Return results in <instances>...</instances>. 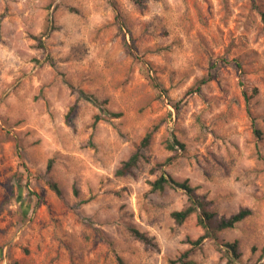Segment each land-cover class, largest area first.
<instances>
[{"label": "rangeland", "instance_id": "obj_1", "mask_svg": "<svg viewBox=\"0 0 264 264\" xmlns=\"http://www.w3.org/2000/svg\"><path fill=\"white\" fill-rule=\"evenodd\" d=\"M263 11L264 0H0V264H169L203 231L195 214L174 222L187 195L153 189L162 174L218 216L251 210L193 264H230L216 245L234 241L236 264H264Z\"/></svg>", "mask_w": 264, "mask_h": 264}, {"label": "trees", "instance_id": "obj_2", "mask_svg": "<svg viewBox=\"0 0 264 264\" xmlns=\"http://www.w3.org/2000/svg\"><path fill=\"white\" fill-rule=\"evenodd\" d=\"M136 5L142 6L144 0H132ZM261 21L263 24L264 29V11L261 13ZM207 80V77L202 78L199 82L204 83ZM70 89L77 94L78 99H86L89 102L96 105L102 113L108 114L112 117L119 116V113H112L109 112L105 106V101L98 100L94 95L87 94L81 89H76L73 86H69ZM76 103L71 106L69 110V114L72 113L73 109L75 108ZM174 108L177 110V104H174ZM102 117L100 115H96L94 117V122L98 121ZM151 138V133L148 132L145 137L141 141L142 147H147L149 144V140ZM177 144L179 142L176 141ZM181 145V144H180ZM170 147L172 148V144H170ZM141 158V152L138 150L132 155L128 157V159L122 161L119 165V167L116 169L115 174L118 176H124L129 173H131L132 169L137 166L138 162ZM152 188L162 191L166 186L173 185L182 188L186 195H187V203L183 205L182 208L173 210L171 212V217L173 218L174 222L176 224H182L190 215L195 214L196 215V222L202 229V234L197 237L195 240H191V248L189 250L184 251L181 253L178 257L175 259H171L169 261V264H193V261L189 258L190 253L193 252L195 249L199 247V245L205 240V239H212L214 241L217 240V234L219 231L231 228L239 221L243 220L247 216L251 214V210L247 207L240 208L236 213L230 215L229 217L224 216H218L217 213L210 207V201L207 200L204 196L197 194L195 190L189 186L187 181L183 182H177L173 180L172 178L165 177L163 174L160 175L157 179L154 180L152 183ZM50 186L55 191L57 195H60L61 192L59 188L56 186L54 182H51ZM133 235L139 239L140 241H143L146 244L150 243L149 238L139 232L136 229H132ZM220 251H222L227 259V263L230 264H236L235 260L239 257V251L237 247V242H231L226 243L224 246L226 249H222L219 245H216ZM119 264H124L121 260L119 261Z\"/></svg>", "mask_w": 264, "mask_h": 264}]
</instances>
